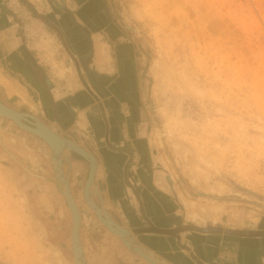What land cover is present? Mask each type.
<instances>
[{
	"label": "rangeland",
	"instance_id": "rangeland-1",
	"mask_svg": "<svg viewBox=\"0 0 264 264\" xmlns=\"http://www.w3.org/2000/svg\"><path fill=\"white\" fill-rule=\"evenodd\" d=\"M70 1L62 3L72 7ZM90 1L97 12L87 20L102 22L103 40L135 48L146 141L142 157L125 165L124 182L130 188L129 181L139 182L131 192L137 197L143 183L154 182L160 192L154 195L166 204L159 218L190 228L264 229V0ZM48 36L36 31L30 40ZM17 80L6 104L45 117L30 85ZM49 156L43 140L0 117V264H72L69 211ZM67 158L62 170L91 248L102 226L81 197L87 162ZM118 194L130 205L129 191ZM115 208L128 226L121 205Z\"/></svg>",
	"mask_w": 264,
	"mask_h": 264
},
{
	"label": "crops",
	"instance_id": "crops-1",
	"mask_svg": "<svg viewBox=\"0 0 264 264\" xmlns=\"http://www.w3.org/2000/svg\"><path fill=\"white\" fill-rule=\"evenodd\" d=\"M19 1L24 5L20 6ZM69 1L0 0V100L7 103L9 91L19 85L17 79L21 77L36 93V107L44 111L45 117L37 119L58 135L93 148L98 164L95 179L101 177L98 184L106 211L160 264H264V235L260 231L263 228L250 229L253 233L241 232L242 229L190 228L181 220L159 218L166 214H161L166 211V204L154 195L160 194L154 182L143 183L147 186L140 188L144 191L137 197L131 192L139 190V182L132 184L128 179L131 188L124 182L125 165L130 158L142 157V142L146 141L140 124L134 44L104 41L100 32L102 22L96 25L87 20L96 16L94 3L70 1L72 7L62 3ZM36 31L50 33L52 37L31 41ZM88 170L87 163L84 185ZM121 190L129 191L130 205L119 203L116 195ZM117 204L121 205L128 226L116 215ZM68 216L71 248L72 219L70 213ZM101 228L95 231L98 242L91 248L85 244L91 254L89 264H148L132 255L120 238ZM72 259L74 264L73 254Z\"/></svg>",
	"mask_w": 264,
	"mask_h": 264
},
{
	"label": "water",
	"instance_id": "water-1",
	"mask_svg": "<svg viewBox=\"0 0 264 264\" xmlns=\"http://www.w3.org/2000/svg\"><path fill=\"white\" fill-rule=\"evenodd\" d=\"M0 116H2V118H4V119L9 120L13 125H14V123H16V125H18L21 128L23 127V125H21V121L22 122L24 121L25 124H24V129L23 130H25L26 132H28V133H30V134H32V135H34V136H36V137H38L40 139H42L48 145L49 152H50V156H49L50 157V163H51V157L52 156H53V158H56V157H59L60 155H62V157H64L63 158L64 161H66L69 164L70 161L67 158V154H72L74 157H80L85 162H87V163L90 162L91 163L89 154L87 152H85L82 148H80V146L82 147V145L79 142L71 139L75 143V144H73L72 142H70L68 140L69 138H67V139L62 138V139H60V140H62V144L61 145L60 144L57 145L55 143V135L56 134L52 135L46 129H43V130L36 129L39 126V124H38V122L36 120L37 117H35L34 115H32V114H30L28 112L18 111L17 109H14V108L10 107L6 103L2 102V100H1V102H0ZM56 136L59 138L58 135H56ZM68 149L69 150L71 149V151L70 152H66V150H68ZM62 165H61V170H62ZM52 170H53V168H52ZM53 172H54V175H55V184H56V186L58 188V191L60 193L61 199L63 200L64 204L67 203L69 206L73 205L72 200H69V198L72 199L71 197H69V193H70V195H72V192H71L70 187H69L68 174H64L63 170H62V174L67 178V186H68V189H67L68 191H67L66 195L64 196L63 195V185L59 181L58 177L56 176L57 172L55 170H53ZM96 173H97V171H96ZM96 173L94 175H96ZM90 188H91V193H90L91 194V197H90L91 200H93V202L95 203L96 206H100V207L105 208L107 210V208L105 207L104 201H103V199L100 196V193H99V190H98V187H97V184H96L95 176H94V179L92 181V185H91ZM94 195H96V197L98 199V202H96L93 199ZM73 208L76 209L75 204H74ZM94 209H96V208L94 207ZM73 219H74L73 231H74V233L77 234V240H78V237H79L78 234H80L81 219H80V216H79V213H78L77 209L73 213ZM96 220L98 221V223L100 225L103 222L101 219L99 220V219L96 218ZM115 223H118V222L115 221ZM103 225H101V226H103ZM119 225H121V224H119ZM106 226L108 227L107 224H106ZM124 228H125V230H123V231H125V233L122 232V234H121L122 236L121 237L123 238L122 242L127 247V250L132 255L140 257L141 259L146 261L148 264H160L158 259L152 253L147 251L142 245H140L137 242V240L134 238L133 234L126 227H124ZM79 241H78V243H80ZM149 257H151V259ZM79 259L82 262H84L85 264H88L87 260H86V257H85V254H84V251L80 255Z\"/></svg>",
	"mask_w": 264,
	"mask_h": 264
},
{
	"label": "bare ground",
	"instance_id": "bare-ground-1",
	"mask_svg": "<svg viewBox=\"0 0 264 264\" xmlns=\"http://www.w3.org/2000/svg\"><path fill=\"white\" fill-rule=\"evenodd\" d=\"M1 102V100H0ZM2 117V116H0ZM37 122L39 124V126L36 128L38 130H43V129H46L47 131H49V133H51L52 135H58L55 131H53L50 127L46 126L44 123H42L39 119H37ZM14 123V122H13ZM24 124L25 122L21 121V125H23V127H19L18 125H16V123H14V125L23 130L24 129ZM28 125V124H27ZM25 131V130H23ZM55 135V143L57 145H61L62 144V136L58 135L59 138ZM64 139H67V138H64ZM42 140V139H41ZM69 140V139H68ZM70 142H72L73 144H75L73 141L69 140ZM47 145V144H46ZM48 146V145H47ZM85 152H87L90 156V160H91V163L88 162V166H89V170H88V176H87V179H86V182H85V185H84V189H83V199H84V202L86 203V205L89 207V209L96 215L97 219H101L103 222V225H102L108 229L111 233H113L114 235H116L118 238L121 239V241H123V238L121 237L122 235V232L125 233V228L120 226L118 223H115V221L110 217L109 213L106 211L105 208H102L100 206H96L95 203L93 202V200H91V185H92V181L94 179V174L96 173L97 171V159L95 158V156L88 152L85 148L81 147ZM66 151H71V149L69 150H66ZM76 152V151H75ZM63 158L62 155H60L59 157H56V158H53V156L51 157V165H52V168L53 170H55L57 172V177L59 179V181L62 183L63 185V195L65 196L66 193H67V189H68V186H67V178L62 174V170H61V165L63 164ZM69 197H71L72 199L69 198V200H72V203L73 205H68L67 203H65L70 215H71V219H72V231H71V249H72V253H73V258H74V264H85L84 262H82L79 257L80 255L83 253V248H82V245H81V242L79 241L80 238L78 237V240H77V234L74 233L73 231V227H74V219H73V213L74 211H76V209L78 210V213H79V216H80V211H79V208H78V205L75 201V199L73 198V195H70L69 193ZM66 202V201H65ZM74 204H75V207L76 209H74ZM71 207V208H70ZM94 207L96 209H94ZM73 208V209H72ZM81 219V217H80ZM106 224L108 225V227L106 226ZM76 228V227H75ZM79 235V234H78ZM78 241L80 243H78ZM124 244V243H123ZM127 248V247H126ZM151 259V257H149Z\"/></svg>",
	"mask_w": 264,
	"mask_h": 264
},
{
	"label": "flooded vegetation",
	"instance_id": "flooded-vegetation-1",
	"mask_svg": "<svg viewBox=\"0 0 264 264\" xmlns=\"http://www.w3.org/2000/svg\"><path fill=\"white\" fill-rule=\"evenodd\" d=\"M65 170V169H64ZM72 195H73V193H72ZM73 198H74V195H73ZM75 199V198H74ZM75 201H76V199H75ZM77 202V201H76ZM78 204V203H77ZM78 207H79V205H78ZM80 210V209H79ZM81 214V213H80ZM68 221H69V219H68ZM103 229H105V228H103ZM79 236H80V242H81V244H82V247H83V250H84V254H85V257H86V260H87V263H88V258H89V255H91L90 254V251H86V249H85V243H84V240L82 239V234H81V232H80V234H79ZM65 241H63L62 242V244L64 243ZM62 244H60V247H62ZM65 244V243H64ZM69 246H70V244H69ZM70 254H71V248H70ZM72 255V254H71ZM71 259H72V257H71ZM72 262H73V259H72ZM89 264V263H88Z\"/></svg>",
	"mask_w": 264,
	"mask_h": 264
}]
</instances>
